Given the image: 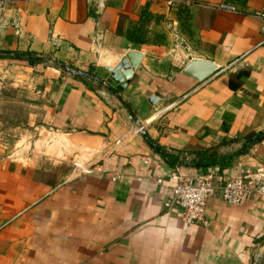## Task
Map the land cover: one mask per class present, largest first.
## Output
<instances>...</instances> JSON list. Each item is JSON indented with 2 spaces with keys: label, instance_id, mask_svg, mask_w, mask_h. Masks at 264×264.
I'll list each match as a JSON object with an SVG mask.
<instances>
[{
  "label": "crops",
  "instance_id": "obj_1",
  "mask_svg": "<svg viewBox=\"0 0 264 264\" xmlns=\"http://www.w3.org/2000/svg\"><path fill=\"white\" fill-rule=\"evenodd\" d=\"M177 1L174 8L158 0L6 7L0 264L258 261L264 198L240 206L221 195L209 199L207 227L187 225L182 209L165 205L178 177L264 178V0ZM29 55L96 81L17 58ZM124 59L134 75L119 100L105 90L117 88L110 75L98 69ZM191 61L217 70L199 82L184 74ZM130 113L162 153L133 127ZM21 142L23 158H7ZM77 159L95 165L94 173L76 176Z\"/></svg>",
  "mask_w": 264,
  "mask_h": 264
},
{
  "label": "built area",
  "instance_id": "obj_2",
  "mask_svg": "<svg viewBox=\"0 0 264 264\" xmlns=\"http://www.w3.org/2000/svg\"><path fill=\"white\" fill-rule=\"evenodd\" d=\"M20 0H0V20L9 4ZM170 8L178 6L177 0H158ZM220 11L236 12L234 6L221 5ZM260 17V15H258ZM51 137V136H50ZM53 137V136H52ZM51 141V140H50ZM24 143H18L7 157L17 161L24 156ZM74 174L76 176L90 175L95 171V165H88L79 159L74 161ZM178 184L172 190L171 200L165 208L170 211L178 207L184 212V221L187 225L209 226L206 218V207L209 199L221 195L223 201L230 206L245 204L250 197L264 198V178L235 177L226 179L220 174L208 173L194 178H175ZM162 181H159L161 183Z\"/></svg>",
  "mask_w": 264,
  "mask_h": 264
},
{
  "label": "water",
  "instance_id": "obj_3",
  "mask_svg": "<svg viewBox=\"0 0 264 264\" xmlns=\"http://www.w3.org/2000/svg\"><path fill=\"white\" fill-rule=\"evenodd\" d=\"M19 60L23 61H38L46 63L53 67H58L59 69H62L66 73L73 75L78 78L87 79L91 81H96L94 77H92L89 74L76 71L71 69L68 66H65L61 63L50 61L45 58L40 57H17ZM99 71L106 72L110 75L109 79L112 83H114L117 88L116 90L112 89L110 86L106 85L105 90L113 95L117 99H121L119 97V94L117 92L123 93L128 85V82L132 80L134 72L132 70V67L128 61V59H124L121 61L119 65H117L115 68H108V67H99ZM217 70V67L211 63V62H201V61H191V63L185 68L184 74L188 77L194 78L195 80L202 82L205 79H207L210 75H212ZM130 119H133V127L136 128L141 136H143L149 143V145L156 149L158 152L162 153V151L159 149V147L156 146V144L149 142L147 138L146 131L144 129V126L142 123L133 115V113H130L129 115Z\"/></svg>",
  "mask_w": 264,
  "mask_h": 264
},
{
  "label": "rangeland",
  "instance_id": "obj_4",
  "mask_svg": "<svg viewBox=\"0 0 264 264\" xmlns=\"http://www.w3.org/2000/svg\"><path fill=\"white\" fill-rule=\"evenodd\" d=\"M48 138L44 139V141L48 140L47 142L49 143L50 139H48ZM255 264H264V249L262 250L260 257L258 258V261L255 262Z\"/></svg>",
  "mask_w": 264,
  "mask_h": 264
},
{
  "label": "trees",
  "instance_id": "obj_5",
  "mask_svg": "<svg viewBox=\"0 0 264 264\" xmlns=\"http://www.w3.org/2000/svg\"><path fill=\"white\" fill-rule=\"evenodd\" d=\"M29 56H31V55H29ZM28 62V64H31V65H35L36 64V62L35 61H27ZM21 63V62H20ZM26 63V62H25ZM262 137H264V133L262 134Z\"/></svg>",
  "mask_w": 264,
  "mask_h": 264
}]
</instances>
